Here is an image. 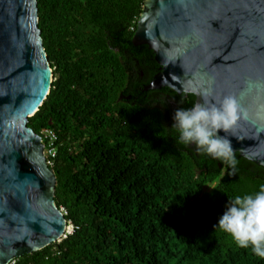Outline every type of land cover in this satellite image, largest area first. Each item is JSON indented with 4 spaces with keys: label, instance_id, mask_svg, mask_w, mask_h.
Returning a JSON list of instances; mask_svg holds the SVG:
<instances>
[{
    "label": "trees",
    "instance_id": "obj_1",
    "mask_svg": "<svg viewBox=\"0 0 264 264\" xmlns=\"http://www.w3.org/2000/svg\"><path fill=\"white\" fill-rule=\"evenodd\" d=\"M37 1L53 83L28 127L58 136L55 203L73 230L12 264H264L214 229L264 169L178 143L174 112L195 97L144 92L159 69L132 43L146 0Z\"/></svg>",
    "mask_w": 264,
    "mask_h": 264
},
{
    "label": "water",
    "instance_id": "obj_2",
    "mask_svg": "<svg viewBox=\"0 0 264 264\" xmlns=\"http://www.w3.org/2000/svg\"><path fill=\"white\" fill-rule=\"evenodd\" d=\"M38 25L37 0H0V264L73 230L56 206L42 139L28 127L53 83ZM132 43L159 66L144 92L166 88L195 104L235 96L247 118L220 135L264 169V0H146Z\"/></svg>",
    "mask_w": 264,
    "mask_h": 264
},
{
    "label": "clouds",
    "instance_id": "obj_3",
    "mask_svg": "<svg viewBox=\"0 0 264 264\" xmlns=\"http://www.w3.org/2000/svg\"><path fill=\"white\" fill-rule=\"evenodd\" d=\"M201 97L209 93H198ZM247 113L233 95L211 102L203 100L189 108H178L172 128L177 130L178 143L195 146L198 152L227 164L235 172L238 161L227 133ZM214 229L229 235L237 247L250 249L264 260V185L254 194L237 195L225 205Z\"/></svg>",
    "mask_w": 264,
    "mask_h": 264
},
{
    "label": "built area",
    "instance_id": "obj_4",
    "mask_svg": "<svg viewBox=\"0 0 264 264\" xmlns=\"http://www.w3.org/2000/svg\"><path fill=\"white\" fill-rule=\"evenodd\" d=\"M42 139V144L44 145V154L47 164L50 168L54 165V159L57 156V143L58 136L53 130H44L39 135ZM61 212L65 215V211L61 209Z\"/></svg>",
    "mask_w": 264,
    "mask_h": 264
},
{
    "label": "rangeland",
    "instance_id": "obj_5",
    "mask_svg": "<svg viewBox=\"0 0 264 264\" xmlns=\"http://www.w3.org/2000/svg\"><path fill=\"white\" fill-rule=\"evenodd\" d=\"M213 186H214V185H213ZM213 186H208V187H206V188H205V191H207V192L211 191L212 188H213Z\"/></svg>",
    "mask_w": 264,
    "mask_h": 264
}]
</instances>
